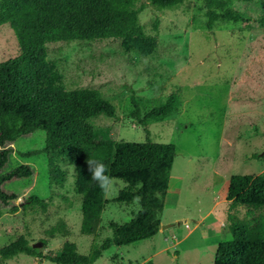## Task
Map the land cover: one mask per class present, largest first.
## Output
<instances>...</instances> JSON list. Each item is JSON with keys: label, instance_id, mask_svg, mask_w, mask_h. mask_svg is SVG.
Wrapping results in <instances>:
<instances>
[{"label": "rangeland", "instance_id": "374dc122", "mask_svg": "<svg viewBox=\"0 0 264 264\" xmlns=\"http://www.w3.org/2000/svg\"><path fill=\"white\" fill-rule=\"evenodd\" d=\"M47 0H0V61L24 48L31 57L36 89L51 85L98 89L118 105L117 116L91 120L109 127L118 141L144 142L147 132L120 104L135 93L141 115L164 103L170 92L180 94L175 111L148 125L154 142L171 143L176 156L159 232L137 243L112 246L95 264H215L220 242L231 239L226 222L230 198L264 172V0L229 1L250 22H229L211 31L194 29L191 19L203 10V0H185L172 9L147 4L140 22L153 42L108 39L61 44L44 35ZM145 3V0H139ZM158 18V30L153 22ZM43 130L10 144L3 173L22 165L34 167L31 177L3 185L15 194L13 205L0 203V247L24 236L43 254L59 255L65 241L87 254L91 245L112 235L111 224L122 225L139 209L138 202L113 201L122 180L108 182L106 205L94 232L80 230L77 170L61 162V174L51 172L44 154L21 157L44 146ZM254 154L257 157H254ZM90 175L87 168H83ZM59 179L56 182L55 179ZM37 195L49 204L22 206ZM243 215V211H240ZM51 232H54L51 234ZM46 241V244L43 242ZM0 264H56L45 257L19 254Z\"/></svg>", "mask_w": 264, "mask_h": 264}, {"label": "trees", "instance_id": "16d2710c", "mask_svg": "<svg viewBox=\"0 0 264 264\" xmlns=\"http://www.w3.org/2000/svg\"><path fill=\"white\" fill-rule=\"evenodd\" d=\"M184 1L47 0L44 35L61 44L108 39L153 42L155 37L146 34L140 13L147 4L163 10L176 8ZM229 1L203 0V10L192 15L191 26L211 31L215 26L229 22H250V18L230 7ZM260 22L264 24V17ZM158 23L156 18L154 31L158 30ZM36 52L37 49L24 48L17 56L0 61V203L13 205L17 210L13 203L17 196L7 192L3 185L34 174V167L30 164L2 172L12 153L7 146L36 130H43L46 134L43 147L18 154L21 157L44 154L50 171L59 174L62 172L61 162L67 161L75 167L78 181L82 184L79 200L83 234L94 232L110 202L106 198L108 184L102 188L92 174L84 173L83 168L89 170V161H99L104 165L108 182L111 178L124 182L125 186L113 199L114 202L129 205L137 201L139 209L124 224H111L112 235L94 242L87 254L80 253L71 241L63 243L59 255L43 254L21 236L0 247V258L5 260L26 254L45 257L56 264H95L112 246L137 243L159 232L160 214L169 188L176 147L171 143L152 141L148 125L171 115L180 94L170 92L164 103L141 115L136 95L131 92L120 104L145 128L146 140L116 141L111 137L109 127L94 125L91 120L100 115L115 118L118 105L102 98L99 90L94 88L66 89L53 84L45 93L39 92L35 87L37 74L31 61ZM55 181L60 180L56 178ZM229 200L226 222L231 239L219 243L215 264H264V172L253 177L244 190ZM48 204L39 196L32 195L22 206L39 205L45 209ZM43 242L46 244L45 240ZM143 264H153V261Z\"/></svg>", "mask_w": 264, "mask_h": 264}, {"label": "clouds", "instance_id": "9594fccd", "mask_svg": "<svg viewBox=\"0 0 264 264\" xmlns=\"http://www.w3.org/2000/svg\"><path fill=\"white\" fill-rule=\"evenodd\" d=\"M88 165L92 178L96 180L102 188L107 186L109 178L104 174V165L99 161H89Z\"/></svg>", "mask_w": 264, "mask_h": 264}, {"label": "water", "instance_id": "95a60500", "mask_svg": "<svg viewBox=\"0 0 264 264\" xmlns=\"http://www.w3.org/2000/svg\"><path fill=\"white\" fill-rule=\"evenodd\" d=\"M165 226H161V228H164Z\"/></svg>", "mask_w": 264, "mask_h": 264}]
</instances>
